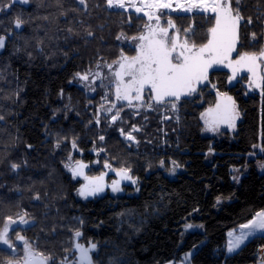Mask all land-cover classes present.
Listing matches in <instances>:
<instances>
[{
  "label": "trees",
  "instance_id": "obj_1",
  "mask_svg": "<svg viewBox=\"0 0 264 264\" xmlns=\"http://www.w3.org/2000/svg\"><path fill=\"white\" fill-rule=\"evenodd\" d=\"M104 1L0 0V37L5 38L0 49V230L9 217L17 221L14 229L25 231L34 250L52 257L50 264L72 250L76 231L82 233L79 242L98 245L95 264H166L191 250L193 264L256 262L264 236L228 254L227 233L264 210V96L249 106L236 140L222 145L216 156L207 153V141L193 127L189 138H182L188 152L164 146L158 154L160 122L142 119L131 108L112 122V114L102 111L110 98L97 91L91 70L116 50L113 36L102 33L107 12L114 14L101 7ZM248 1L250 8L264 2ZM120 128L136 129L135 139H127L129 133ZM94 149H102L104 161L131 166L138 191L79 198L80 181L64 165L72 152L92 162ZM171 158L184 166L175 177L167 173ZM12 164L20 167L13 170ZM237 169L243 173L238 185ZM21 217L29 223L20 224ZM187 221L203 223L205 230L184 236ZM22 248L23 243L19 252L0 246V264L15 261Z\"/></svg>",
  "mask_w": 264,
  "mask_h": 264
},
{
  "label": "snow or ice",
  "instance_id": "obj_2",
  "mask_svg": "<svg viewBox=\"0 0 264 264\" xmlns=\"http://www.w3.org/2000/svg\"><path fill=\"white\" fill-rule=\"evenodd\" d=\"M20 2L27 4L29 0H20ZM85 2L86 0H79L80 4H85ZM106 3L109 7L115 6L125 10H127V7H131L136 13H143L149 21H156L154 25H146V34L132 37V39L139 41L135 46L136 55L129 57L121 54L120 59L115 62L118 68L112 75L114 77L116 100H124L131 105L133 100L142 101L147 89L150 99L157 104L170 103L171 107L176 109V105L181 98L195 94L198 85L208 80L209 70L220 65L232 69L233 79L241 71L246 70L251 73L252 80L249 86L260 89L261 95L264 96V71H261V69H264V49H261L259 53L244 52L238 54L237 59H232V53L237 51L238 29L240 21L243 19L239 8H233V0H139V2L129 0L127 7L125 0H106ZM236 3L238 5L239 0H236ZM162 10L210 15L214 23L208 29L206 43L200 46L194 43L190 45L187 33L191 29L185 30V39L180 42L179 29L176 28L171 19L165 20L166 27L160 23L161 16H167V13H163ZM251 22V18H249L248 23ZM21 24L22 21L17 18L15 27L20 28ZM170 29H176L175 34L171 37L169 36ZM88 35H92V33L89 32ZM251 35L255 39V33ZM120 38L117 37V39ZM4 47L5 38L0 37V49ZM108 67L111 69L112 65H108ZM77 76L85 81L89 79L87 74L77 73ZM219 96L220 100L215 107L209 108L202 114L208 131L216 132L222 124L234 129L236 120L240 116L235 101L230 96L225 93H220ZM148 107H151V104ZM117 116L118 113L111 117L113 122L116 121ZM0 119H3V117H0ZM100 139L103 140L104 137L101 136ZM127 139L134 140L135 137L128 134ZM29 147L31 146L29 145ZM57 147H59V144H57ZM73 147H75L74 141ZM172 164L174 167L171 171L174 173L175 167H179V165L175 161ZM161 165H163V161H161ZM11 167L16 170L20 165L12 164ZM65 167L70 170L73 178L83 176L86 181L78 189V194L81 197L87 199L89 196H95L104 191V175L106 174L96 177L84 175L83 170L87 165L81 161L66 164ZM105 167L110 168L111 165L106 164ZM129 173V168H122L117 172V175L122 180L135 183L136 181ZM233 179L238 180L239 177L234 176ZM119 183L120 181H113V192L121 190ZM34 198L39 199V196L37 195ZM217 202L219 203V199ZM8 221L9 224H6L0 230V244L6 246L10 252H15L16 249L9 238V225L15 224L17 221L11 217L8 218ZM19 223L26 225L29 221L21 217ZM81 223L83 222L81 221ZM192 227L191 224L187 225L189 229ZM240 228L242 231L239 235H236L234 231L228 234L232 237L228 241V253L239 250L248 239L258 232L264 233V210L257 212L253 219L241 225ZM81 236L80 231L74 233L73 251L78 253V256L72 264H95L93 254L98 250V245L94 242L90 246L77 242ZM15 238L23 242L22 252L15 259V264H50L52 257L34 250L24 236L16 234ZM190 256V253L186 254V260ZM67 262L68 257L65 256L57 264H67ZM9 264H13V262L9 261Z\"/></svg>",
  "mask_w": 264,
  "mask_h": 264
},
{
  "label": "flooded vegetation",
  "instance_id": "obj_3",
  "mask_svg": "<svg viewBox=\"0 0 264 264\" xmlns=\"http://www.w3.org/2000/svg\"><path fill=\"white\" fill-rule=\"evenodd\" d=\"M96 6L100 8V1L96 3ZM232 6L233 8L238 7L243 17L238 29L239 42L237 44V51L232 53V59H237L238 54H243L244 52L259 53L261 49H264V2L263 4H252V8H250L248 0H239L238 5L236 0H233ZM101 7L114 11L113 15L107 12L106 21L101 27L102 33H108L107 38L113 36V40L116 43V50L114 49L113 53L108 55L106 59L96 62L92 67L91 75L98 80V83L95 85L97 91H107L111 103L115 105L114 107H128L134 109L136 114H138L137 116L142 119V116H145L144 119L151 118L154 122H160L161 126L167 128L165 132L167 136L166 144L164 143V145L173 150L175 149L182 153L188 152V147L183 148L182 146V138H189V134L187 133L190 127L196 129L200 139L207 141V153L210 152L212 156L219 154L221 152L219 148L226 142H234L240 133L242 125L246 121L249 106L256 101L259 102L263 97L260 89L249 86L252 80V74L246 70L241 71L233 79L231 68L223 65L214 66L209 70L208 80L198 85L197 92L192 96L182 97L177 103L176 109H173L170 103L157 104L154 100L150 99L147 89L145 90L143 100H133L131 105L127 101L116 100L114 77L112 75L118 68L115 62L120 59L121 54L129 57L136 55L135 46L139 41L132 39V37L146 34V25H154L156 21H149L143 13L138 14L131 7H127V10L110 8L106 1ZM255 7L256 9L254 10ZM162 12L167 13V16L162 15L160 23L166 27L165 20L171 19L176 25V28L179 29L180 42H183L185 39V30L191 29L187 33L190 45L194 43L200 46L206 43L208 29L214 23L210 15L195 12L191 14L178 11L172 12L170 10H162ZM249 18H251V23H248ZM175 32L176 29H170L169 36H173ZM252 33H255V39L252 38ZM93 34L95 35L96 33ZM117 37L121 38L117 39ZM105 41L109 45V39ZM107 49L108 52L111 50L109 47ZM108 65H112V68L110 69ZM261 71H264V69H261ZM220 93H225L235 101L240 116L236 120L234 129L222 124L218 131H208L202 114L209 108L215 107L220 100ZM149 104H151V107H148ZM164 145L161 141L157 144L158 154L162 152ZM16 234L24 236L25 239L27 237L25 231L17 232L12 227L9 238L13 247L16 249L15 252H19L23 242L16 240ZM0 246L3 245L0 244ZM12 262L15 264V261ZM5 264H9V262Z\"/></svg>",
  "mask_w": 264,
  "mask_h": 264
},
{
  "label": "rangeland",
  "instance_id": "obj_4",
  "mask_svg": "<svg viewBox=\"0 0 264 264\" xmlns=\"http://www.w3.org/2000/svg\"><path fill=\"white\" fill-rule=\"evenodd\" d=\"M106 1V0H105ZM104 1V2H105ZM137 2H139V0L137 1ZM125 3H126V7H127V5H128V3H129V0H125ZM110 8H115V9H119L120 10V8H118V7H110ZM104 91V90H103ZM105 93H104V96L106 97V96H108V98H109V94H108V92L107 91H104ZM107 100V99H106ZM107 108H105V109H103L102 111H106V113H107V115L109 116V115H111L112 114V116L113 115H116L117 113H118V116H117V119H116V121H118V120H121L123 117H122V115H121V111H123V109H125V108H128V107H124V106H119V107H114L113 106V104L111 103V100L109 99V100H107ZM99 113H100V111H99ZM109 118H110V116H109ZM111 121H112V119H110ZM115 121V122H116ZM113 122V121H112ZM162 128V130H161V132H162V136H159V139H160V141L163 143V145H164V143L166 144V130H167V128L165 127V126H161ZM120 130L122 131L123 129L122 128H120ZM132 131H133V129L131 130V131H129V130H127V131H125L124 132V130H123V132L127 135V133H129V134H131L132 133ZM134 132V131H133ZM136 143H137V145H139V148H141L140 146H141V142L139 141V140H136ZM151 143H155V142H151ZM164 146H166V145H164ZM94 151V153H95V158L92 160V162H89V161H86V160H83V159H76V158H74V156H73V152L72 153H70L68 156H67V161L65 162V165L66 164H69V163H75L76 161H81V162H83L85 165H87V167L83 170L84 171V175H87V176H90V177H96V176H100V175H102V174H106V175H104V184H105V188H104V191L103 192H101V193H98L97 195H95V196H89L87 199H89V198H97V197H100V196H103V195H106V194H111V195H114V196H120V195H124V194H133V193H136L137 191H138V189H139V179H138V177L135 175V173H134V169L131 167V166H122V167H119V166H116V165H113L111 162L109 163V162H107V161H104L102 158H101V152H102V149H100V150H93ZM70 158V159H69ZM173 161H175L176 162V164L177 165H179V167H175V172L173 173L172 171H171V169L174 167V165L172 164V162ZM106 164H109V165H111V167L110 168H108V167H105V165ZM169 164H170V166H169V168L167 169V173H168V175L169 176H171V177H175V176H177V174L179 173V172H181V171H183L184 170V166H183V164H181V163H179V161L178 160H176V159H174V158H171L170 160H169ZM65 165H64V167H65ZM122 168H129L130 169V175L133 177V179L136 181L135 183H132L131 181H129V180H122L121 178H120V176L119 175H117V172L120 170V169H122ZM65 170L70 174V176H71V178L73 179V180H75V181H80V184H79V186H78V188H77V190H76V194H77V196L79 197V198H81V199H83V200H87V199H85V198H83V197H81L79 194H78V189L83 185V184H85L86 183V181L84 180V178H83V176H80V177H76V178H73L72 177V173L70 172V170L68 169V168H66L65 167ZM237 175H238V173H237ZM240 178H241V176H239ZM241 180V179H240ZM113 181H120V183H119V187H120V191H118V192H113L112 191V183H113ZM221 201V200H220ZM9 224V223H8ZM189 224H191L193 227L192 228H187V225H189ZM204 225L203 223H198V222H193V221H190V222H188V223H185V225L183 226V232L184 233H188V232H191V231H193V230H197L198 228H200L201 226L200 225ZM14 226V224H10L9 225V234H10V231H11V229H12V227ZM234 229V228H233ZM77 242H79V240L77 241ZM79 243H82V244H85L84 242H79ZM90 246V245H89ZM238 251V250H237ZM193 250H191V251H189V252H187V253H185V255L183 256V259L182 260H180V261H177V262H175V261H169V262H167L166 264H193L192 263V261H191V256L186 260V254H193ZM228 254H232V253H228ZM67 257H68V262H67V264H72V262L76 259V256H78V253H74V251H73V248H72V250L71 251H69V252H67V255H66ZM63 260V259H62ZM93 260H94V257H93ZM59 261H61V260H59ZM58 261V262H59Z\"/></svg>",
  "mask_w": 264,
  "mask_h": 264
},
{
  "label": "crops",
  "instance_id": "obj_5",
  "mask_svg": "<svg viewBox=\"0 0 264 264\" xmlns=\"http://www.w3.org/2000/svg\"><path fill=\"white\" fill-rule=\"evenodd\" d=\"M238 170V171H237ZM236 170V177H239V176H241V178H242V176H243V173H241V170L240 169H237ZM261 170L262 171H264V165H261ZM237 173H238V175H237ZM240 177H239V179L238 180H236V184L238 185L239 183H240V179H241ZM226 199H222L220 202L221 203H223L224 201H225ZM254 218V217H253ZM252 218V219H253ZM250 221V220H249ZM249 221H247V222H245V223H248ZM188 222H190V221H187L186 223H188ZM198 223H200V222H198ZM245 223H243V224H245ZM243 224H241V225H243ZM185 225V224H184ZM240 225V226H241ZM201 227L200 228H198L197 230H193V231H204L205 230V225H200ZM240 226L239 227H237V228H234V229H230L229 231H228V233H227V246H228V241L230 240V239H232V237H230L228 234L230 233V232H235V234L236 235H239L240 234V232L242 231L241 230V228H240ZM244 231H247V230H244ZM192 232V231H191ZM188 233H190V232H188ZM187 233V234H188ZM183 235L185 236L186 235V233H183ZM256 236H264V233H260V232H258L255 236H253V237H251L250 239H248L244 244H246L249 240H251L252 238H254V237H256ZM243 244V245H244ZM242 245V246H243ZM241 246V247H242ZM247 264H264V245L261 247V249H260V252H259V257H258V260L256 261V262H254V263H247Z\"/></svg>",
  "mask_w": 264,
  "mask_h": 264
}]
</instances>
